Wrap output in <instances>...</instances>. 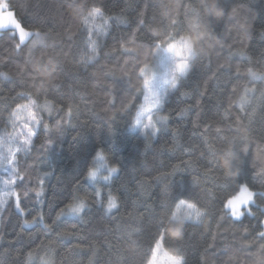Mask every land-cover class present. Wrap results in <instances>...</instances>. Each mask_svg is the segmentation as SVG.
Masks as SVG:
<instances>
[{"label":"trees","instance_id":"16d2710c","mask_svg":"<svg viewBox=\"0 0 264 264\" xmlns=\"http://www.w3.org/2000/svg\"><path fill=\"white\" fill-rule=\"evenodd\" d=\"M4 2L42 39L17 48V35L0 31L2 141L20 126L9 120L17 104L35 100L40 120L10 165L15 183L0 212V264H145L161 220L169 227L163 247L183 264H264V200L254 196L239 220L221 209L225 183L215 163L233 143L243 150L238 137L246 135L241 179L264 193V80L249 75L264 73V0H225L226 15L208 34L198 18L202 0ZM70 2L88 7L73 10ZM94 7L102 14L93 20ZM181 37L194 54L152 116L160 129L152 135L151 125L134 127L140 70L152 65L157 45ZM245 88L254 91L241 105ZM98 149L103 175L120 171L98 183L94 197L97 187L85 177ZM109 190L117 197L111 211ZM177 199L196 204L201 216L174 221ZM81 200L84 210L67 214Z\"/></svg>","mask_w":264,"mask_h":264},{"label":"snow or ice","instance_id":"6c2138e0","mask_svg":"<svg viewBox=\"0 0 264 264\" xmlns=\"http://www.w3.org/2000/svg\"><path fill=\"white\" fill-rule=\"evenodd\" d=\"M73 10H78L79 7H83L87 9L88 5L85 3L82 6H78L74 3H69L68 5ZM163 7L167 8V5ZM0 30H8L11 26L13 36L16 35V30H18L19 43L16 45L17 48H20L22 44H25L29 37H34L36 41L42 39V35L39 31H31L26 28L15 17V13L11 10V5L7 2L0 4ZM227 6L225 4V0H202L201 3V14H198V18L202 20V30L204 34H208L212 31L213 27H215L218 22L226 15ZM102 14V10L99 7H94L91 9L89 13L90 19H95L97 16ZM86 23V22H85ZM143 24L144 22L141 21ZM248 22L246 21V24ZM89 42L91 43V28L88 29ZM155 39V37H152ZM159 47V45H157ZM164 52L166 53L165 57L161 60V66L164 67L165 71L163 75L157 77L155 73L151 76H147L143 80V89L146 90L147 95H145L144 99L146 101L151 102L152 108H159L161 104V96L158 92L159 88H162L165 84H167L168 77L171 76V85L173 88L176 87V81L178 79V75H184L189 68L188 57L194 54L193 42L185 37H181L179 41H172L167 43L166 48H164ZM170 61L171 63H167ZM141 73L144 72V69L140 70ZM6 74L0 73V76H4ZM48 75H52V73H48ZM249 75L253 80L261 79L264 80V73H256L249 69ZM249 91H254V89L245 88V95L241 96V105L246 102L247 97L246 93ZM36 101L28 98L27 103L17 104L15 109L10 112L9 120L12 123L13 127L16 126L17 122H19V130L12 136V140H19L20 145L13 149V147H7V151L5 153H0V166L4 164L12 165L13 160L15 158V154L20 152L25 146H27L32 137L36 134V130L33 127L34 125H38L40 120L38 118L36 109ZM162 120L166 119V117H162ZM149 124H145L144 128L147 129L151 125L152 116H148ZM137 123H139V119H137ZM153 127L152 135H156L157 129L155 125H151ZM47 128V125L44 126ZM235 140V138H234ZM248 137L239 136V143L244 144L243 150L238 149L237 144L233 143V147L229 149H221L219 152V156L222 157V165L219 159L216 160V169L221 172L224 176L225 187H221L218 189L219 196V204L221 209H230L231 216L235 217L239 220L245 213L241 210L242 206L247 208L250 203H254L253 197L264 200V193H254L250 190L251 181L245 182V180L241 179L246 168V156L248 154L249 148L246 143ZM2 141H0V146H3ZM93 167L87 169L86 179L88 181H97L98 173L100 169L105 167V155L102 150L96 151L95 156L93 157ZM120 169L113 166L107 169V174L103 175L101 179L105 181L107 184H110L113 178L119 173ZM178 169H174V174L178 172ZM229 177H233L234 179H228ZM3 183L5 186L11 185L15 183L12 178L4 179ZM102 192V188L97 186L93 195L94 197H100ZM39 195V193H38ZM117 197L108 192V204L107 209L111 211L112 209L117 207L116 204ZM178 201V202H177ZM173 205L175 207V212H172V219L177 222H183L185 220L193 219V213H195V217H200L201 212L196 208V204L194 203H186V199H177L173 201ZM19 209V205H17ZM187 208L189 211L180 215L182 208ZM85 208L84 201H80L77 204L69 205L67 209V214H76L79 215ZM23 211L22 209H20ZM248 214H251L250 212ZM36 219H39L43 222V217L35 218L33 222H36ZM27 223V221L25 222ZM173 226V225H172ZM175 227V226H174ZM164 229V231H161ZM166 233H169V227L165 229L164 221L161 220L159 223V231L153 241V244L150 246V255L147 257L145 264H159L160 259L163 257L165 260L175 261L176 264H183V257L179 255H173L167 252L164 247V241L166 238ZM258 237L261 240H264V231L258 233Z\"/></svg>","mask_w":264,"mask_h":264},{"label":"rangeland","instance_id":"374dc122","mask_svg":"<svg viewBox=\"0 0 264 264\" xmlns=\"http://www.w3.org/2000/svg\"><path fill=\"white\" fill-rule=\"evenodd\" d=\"M2 3H5L4 0H0V4H2ZM0 11H3V9H0ZM0 19H2V18H0ZM9 29H11V26L9 27ZM16 35H17V37L19 39L18 30H16ZM179 40H180V38L176 39L175 41H179ZM166 46L167 45H164V46L161 45V46L155 48V50H154V58H153L154 61H153L152 65H150L148 67H145L144 68V72L141 73L143 79H145L147 76H151L153 73H155L157 75V77H160L161 75H163L165 69H164L163 66H161V60L166 55V53L164 52V48H166ZM190 58H191V56L188 57V62H189ZM167 63H171V62L168 61ZM177 75H179V74H177ZM168 81L169 82L167 84H165L162 88L158 89V92H159V94L161 96V101H162L165 93L169 89V87L172 86L171 85V76L168 77ZM145 95H147L146 90L143 91L142 104L140 106V109H139V111L137 113L136 120L134 122V127L135 128L137 127V128L145 129L144 125L145 124H149L148 116L149 115H151V116L157 115V113L159 111V108L158 109L157 108H152L150 106L151 102L150 101H146L144 99ZM137 119H139V123H137ZM18 124H19V122H18ZM18 130H19V127H17L16 131L10 136V138H8V140L3 143V146H0V153L6 152L7 151V147H9V146H11V147H13V149H15L16 147H18L20 145L19 140H15V141L12 140V136ZM3 137H4L3 134L2 135L0 134V141H2ZM104 172H105V167L100 169V172L98 173L97 181L96 182L90 181V182L93 183L96 187L98 186V183H106L105 181H103V179H101V177L103 176ZM8 178H12V176H11V166L7 165V164H4L3 166H0V186H1V188H0V212L2 211V209L4 207V202L3 201L5 199H7L10 196V193H11V191L9 189L10 185L5 186L4 183H3V180L4 179H8ZM243 209H245V208L242 206L241 210L244 212ZM227 210L231 213L230 209H227ZM159 264H168V261L165 260L162 257L160 259V261H159Z\"/></svg>","mask_w":264,"mask_h":264},{"label":"clouds","instance_id":"9594fccd","mask_svg":"<svg viewBox=\"0 0 264 264\" xmlns=\"http://www.w3.org/2000/svg\"><path fill=\"white\" fill-rule=\"evenodd\" d=\"M97 151H100V149H98ZM168 264H176L175 261H169Z\"/></svg>","mask_w":264,"mask_h":264}]
</instances>
